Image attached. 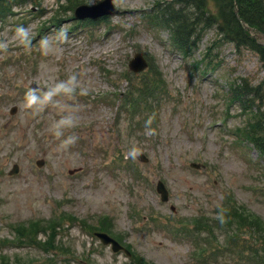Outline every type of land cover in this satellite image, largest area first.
Instances as JSON below:
<instances>
[{
	"label": "rangeland",
	"instance_id": "rangeland-1",
	"mask_svg": "<svg viewBox=\"0 0 264 264\" xmlns=\"http://www.w3.org/2000/svg\"><path fill=\"white\" fill-rule=\"evenodd\" d=\"M100 1L0 0V239H10L0 243V264H134L131 256L144 264H244L245 253L235 251L258 248L247 223L237 228L233 215L223 230L190 226L232 203L264 224V161L244 133L263 137V125L231 93L242 79L258 85L262 100L252 110L264 111L258 57L212 29L182 57L146 19L157 0H112L117 14L73 17ZM119 96L131 111L120 110ZM13 165L19 171L9 176ZM64 213L72 216L56 225L51 244L46 226L16 244V223ZM98 229L129 256L101 243ZM189 231L202 245L181 235Z\"/></svg>",
	"mask_w": 264,
	"mask_h": 264
},
{
	"label": "trees",
	"instance_id": "trees-1",
	"mask_svg": "<svg viewBox=\"0 0 264 264\" xmlns=\"http://www.w3.org/2000/svg\"><path fill=\"white\" fill-rule=\"evenodd\" d=\"M233 4V0H157L152 6V15L149 18L170 35L171 45L185 56L194 48V43L199 40L202 31L212 29L220 41L232 44L235 50L245 49L256 54L264 70V44L250 38L238 21L241 19L264 35V0H236L237 14H234ZM4 11L0 6L1 16L5 15ZM158 84L159 81L156 87ZM259 89L242 79L238 86H233L232 94L245 112L254 113L261 119L264 132V111L252 110V103L262 100ZM256 132L257 130L251 129L244 133L264 157V136L261 137ZM225 214L239 218L237 228L247 223L248 234L258 239V248L242 244L240 250L238 248L236 251L238 254L245 253V264H264V224L236 205L227 209ZM229 223L230 220L224 221L227 227ZM136 261L137 264H144L140 259Z\"/></svg>",
	"mask_w": 264,
	"mask_h": 264
},
{
	"label": "water",
	"instance_id": "water-1",
	"mask_svg": "<svg viewBox=\"0 0 264 264\" xmlns=\"http://www.w3.org/2000/svg\"><path fill=\"white\" fill-rule=\"evenodd\" d=\"M235 10V8H234ZM113 13H117V10L113 7V4H111V0H103L101 1L99 4L95 5V6H80L78 7L75 12L74 15L76 18H98L101 15H111ZM243 27L244 29H247V25L245 23H243ZM248 32L251 33V36L253 38H260L261 41L264 42V36L260 33H254L251 31V29H248ZM142 67H140V64L137 65L136 69H141ZM15 107L12 108V112L11 113H15ZM141 158H143L141 156ZM42 162L39 161L37 162V165H40ZM193 167L197 168V166L192 165ZM18 171V166H13L12 170L9 172V174H16ZM157 191L159 193H161V198L162 200L166 199L167 193L163 187V185L161 183H158L157 185ZM98 238H100L101 241H103L104 244H112V251H116L119 249L118 244L112 240L109 239L106 235L99 233V235H97Z\"/></svg>",
	"mask_w": 264,
	"mask_h": 264
},
{
	"label": "bare ground",
	"instance_id": "bare-ground-1",
	"mask_svg": "<svg viewBox=\"0 0 264 264\" xmlns=\"http://www.w3.org/2000/svg\"><path fill=\"white\" fill-rule=\"evenodd\" d=\"M233 2H234V4H233V10H234V8H235V10H234V14H237V7H236V0H233ZM238 21H240V23H241V26H242V29H243V31H245L244 30V27H243V23H245L244 21H242L241 19H239Z\"/></svg>",
	"mask_w": 264,
	"mask_h": 264
}]
</instances>
